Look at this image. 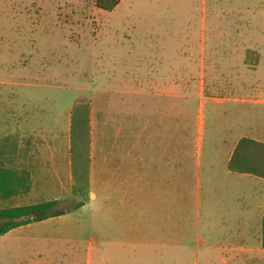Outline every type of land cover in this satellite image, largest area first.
<instances>
[{"label":"rangeland","instance_id":"obj_1","mask_svg":"<svg viewBox=\"0 0 264 264\" xmlns=\"http://www.w3.org/2000/svg\"><path fill=\"white\" fill-rule=\"evenodd\" d=\"M170 66L189 70L179 73L175 90L178 176L159 165V175L152 170L145 204H132L129 225L122 227L106 194L93 198L91 167H107L105 146L117 141L124 98L130 114L140 112L131 123V143L158 135L155 120L164 105L156 111L150 98L156 71L168 73ZM123 84L129 85L125 92ZM27 99L46 108V125H55L60 138L71 132L73 186L68 196L53 181L46 195L0 199V210L59 199L70 212L0 236V264H223L218 222L224 211L218 202L219 212L207 216L200 177L213 141L250 137L264 143V103H254L264 102V0H121L110 12L96 0H0L1 134L11 110L18 113ZM151 145L146 156L153 164ZM0 167L12 170L8 161ZM237 187L246 205L264 213V184ZM171 215L176 242L170 246ZM258 257L254 264H264V253Z\"/></svg>","mask_w":264,"mask_h":264},{"label":"crops","instance_id":"obj_2","mask_svg":"<svg viewBox=\"0 0 264 264\" xmlns=\"http://www.w3.org/2000/svg\"><path fill=\"white\" fill-rule=\"evenodd\" d=\"M167 72L161 68L156 71L158 79L153 82L156 89L155 99L150 98L153 100L150 103L155 105L156 111H160L157 106L161 107L164 105V114L159 113L161 119L155 120L156 133L158 135L152 140L149 139V135H143V131L145 133L147 131L148 124L146 123L145 128L141 132L145 136V140L142 143L139 140L138 144L131 143V123L135 119L139 121L140 112H138L137 117L130 114V106L132 104L128 103V100L124 98L121 118L123 123L115 136L117 141L113 140L105 146L107 167L105 170L100 169L98 164L97 167H91V186L97 190L96 194H92L93 198L95 200L105 199L104 195L106 194V201L108 206L110 205L109 209L114 212L117 224L122 227L126 226L127 223L129 225V209L131 205L133 204L141 209L143 200L145 204L146 194L144 191L147 187V181L151 180L153 173L158 172L159 175L161 171L160 169L158 171L159 167H164L162 170L165 172L170 169L171 177L173 176V171L176 177L178 176L181 165V150L178 128L179 114L174 104L178 95L175 90L179 89V73H189V70L186 67H182L179 70V67L177 69L170 66ZM45 85L46 83L43 84L44 87H46ZM33 86L39 87L35 84ZM128 87L129 85L123 84L124 92ZM126 95L131 94L126 91L124 96ZM138 96L147 97L144 92H140ZM207 101H204V105ZM32 103L31 99L24 101L18 113L13 108L10 114L9 126L7 123H2L1 127H5L6 131L4 134L0 133V146L2 147L0 150V161H8L12 169L24 170L30 174L31 189L27 195L23 196L24 198L30 197L35 192H41L46 195V191H51V189L56 187L53 181L57 182V185L64 192H67L69 196L74 181V170L70 153L72 150L71 132L70 134L68 132L65 133L64 139L60 138L56 133L55 125L53 127L46 125V108H41L40 105L32 106L34 104ZM141 103L139 104L141 105ZM222 103H246V101L224 99ZM254 103L260 104L264 102L257 100ZM33 107H36L35 110H33ZM233 116L238 118L236 114H233ZM151 121L153 120L151 119ZM173 122H177V124H173ZM46 130H50L51 134L46 133ZM242 138L250 137H240L232 141H228L226 138L221 142L213 141L209 155L207 153V169L204 173H201L200 177L202 181V176H204L205 191L209 197V204L205 208L207 216L211 218L213 214L219 212L218 202L222 204L220 208L224 211L222 219L218 222L222 233L219 242L225 252L222 257L223 264H254L260 260L258 255L264 253V248L262 247V220L264 213L258 210L254 211L251 206L246 205L243 195L241 196L240 194L243 191L237 187L240 184H249L254 181L264 184V179L247 174L232 173L228 167L235 147ZM253 140L258 141L256 139ZM148 142L152 144L149 146V150L153 151L154 157L157 158L153 164L150 161L148 163L149 159L146 156ZM198 147L199 158L201 159L203 150L202 127L198 130ZM4 148L9 149L3 150ZM139 162L142 166H139L136 170ZM143 163L145 164L143 165ZM158 165L159 167L156 169ZM152 170H154L153 173L151 172ZM147 172L149 178L146 176L148 175ZM53 186L54 188H52ZM44 202L48 201L45 199ZM34 204L37 203L25 204L24 206ZM170 219L171 232L168 240L171 246L173 242H176V235H173L175 228L173 227L172 215ZM46 221L38 223H46ZM33 224L37 223L19 228L29 227ZM118 243L123 242L119 240Z\"/></svg>","mask_w":264,"mask_h":264},{"label":"trees","instance_id":"obj_3","mask_svg":"<svg viewBox=\"0 0 264 264\" xmlns=\"http://www.w3.org/2000/svg\"><path fill=\"white\" fill-rule=\"evenodd\" d=\"M120 2L121 0H96V6L103 11L110 12ZM228 167L232 173L247 174L264 179V143L251 138H242L235 147ZM30 189L31 180L27 171L0 167V199L26 195ZM61 204L60 200H53L0 210V236L13 229L69 213L70 211L59 207ZM262 247L264 248V218L262 220Z\"/></svg>","mask_w":264,"mask_h":264}]
</instances>
